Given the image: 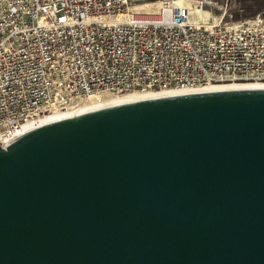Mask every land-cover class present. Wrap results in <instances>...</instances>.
I'll use <instances>...</instances> for the list:
<instances>
[{"label":"water","instance_id":"water-1","mask_svg":"<svg viewBox=\"0 0 264 264\" xmlns=\"http://www.w3.org/2000/svg\"><path fill=\"white\" fill-rule=\"evenodd\" d=\"M0 264H264V86L116 100L1 137Z\"/></svg>","mask_w":264,"mask_h":264},{"label":"built area","instance_id":"built-area-1","mask_svg":"<svg viewBox=\"0 0 264 264\" xmlns=\"http://www.w3.org/2000/svg\"><path fill=\"white\" fill-rule=\"evenodd\" d=\"M206 0H0V138L94 93L264 81V12Z\"/></svg>","mask_w":264,"mask_h":264},{"label":"bare ground","instance_id":"bare-ground-1","mask_svg":"<svg viewBox=\"0 0 264 264\" xmlns=\"http://www.w3.org/2000/svg\"><path fill=\"white\" fill-rule=\"evenodd\" d=\"M196 16L194 18L205 20L207 17H210V13L208 11H205L204 9L198 10V8H195ZM208 15L206 17L199 15V14H205ZM233 86H264V81H233V82H226V83H216V84H206L203 86L193 87V88H184V89H159V90H144V91H132L122 94H107V93H94L88 96L85 99L80 100L79 102L75 103L74 105L67 107V108H56L52 111H49L47 113H43L39 115L34 120H27L22 123L21 127L35 122L39 120H43L46 118H50L53 116L61 115L64 113L72 112L75 110L116 101V100H122V99H129V98H135V97H141V96H149V95H157V94H166V93H174V92H183V91H192V90H202V89H211V88H222V87H233Z\"/></svg>","mask_w":264,"mask_h":264},{"label":"rangeland","instance_id":"rangeland-1","mask_svg":"<svg viewBox=\"0 0 264 264\" xmlns=\"http://www.w3.org/2000/svg\"><path fill=\"white\" fill-rule=\"evenodd\" d=\"M139 1H151L155 5L160 0ZM203 9L208 11L212 16H219L224 13L222 22L228 23L251 17L259 12H264V3L261 6H257L254 4V0H206ZM199 15L206 17L208 14Z\"/></svg>","mask_w":264,"mask_h":264},{"label":"trees","instance_id":"trees-1","mask_svg":"<svg viewBox=\"0 0 264 264\" xmlns=\"http://www.w3.org/2000/svg\"><path fill=\"white\" fill-rule=\"evenodd\" d=\"M264 3V0H254V4L257 6H261Z\"/></svg>","mask_w":264,"mask_h":264}]
</instances>
